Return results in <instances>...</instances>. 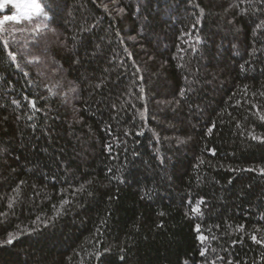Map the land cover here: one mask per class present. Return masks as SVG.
I'll return each instance as SVG.
<instances>
[{
	"label": "trees",
	"instance_id": "1",
	"mask_svg": "<svg viewBox=\"0 0 264 264\" xmlns=\"http://www.w3.org/2000/svg\"><path fill=\"white\" fill-rule=\"evenodd\" d=\"M38 2L0 29V264H264V0Z\"/></svg>",
	"mask_w": 264,
	"mask_h": 264
},
{
	"label": "snow or ice",
	"instance_id": "2",
	"mask_svg": "<svg viewBox=\"0 0 264 264\" xmlns=\"http://www.w3.org/2000/svg\"><path fill=\"white\" fill-rule=\"evenodd\" d=\"M14 6L19 10L18 15H13V16H4L3 19H0V29L3 28L6 22L9 21H14V22H20L22 18H27L31 19L33 14H39L42 9L41 5L38 2V0H15ZM0 7H3V5H0ZM13 60H15V56L13 55L11 57ZM33 108H35V104L33 103L32 105ZM262 120H264V116L261 117ZM211 131V129H209ZM253 140H264V137H257V136H252ZM256 169H248V171H255ZM259 172L264 175V168H260ZM200 203H203L201 201ZM11 207V204L9 205ZM193 212L199 214L201 212V208L199 204L192 209ZM196 231L199 233L200 232V227L197 226ZM199 239L201 241H204L206 237L203 235H200ZM251 239L254 240L258 244H264V239H258L256 235H252ZM13 242V237L9 236V239L7 240V243H12ZM203 254V253H202ZM99 253H97V256L99 257Z\"/></svg>",
	"mask_w": 264,
	"mask_h": 264
},
{
	"label": "rangeland",
	"instance_id": "3",
	"mask_svg": "<svg viewBox=\"0 0 264 264\" xmlns=\"http://www.w3.org/2000/svg\"><path fill=\"white\" fill-rule=\"evenodd\" d=\"M14 2L15 0H0V5H3L0 7V19H3L4 16L18 15L19 10L14 6Z\"/></svg>",
	"mask_w": 264,
	"mask_h": 264
}]
</instances>
